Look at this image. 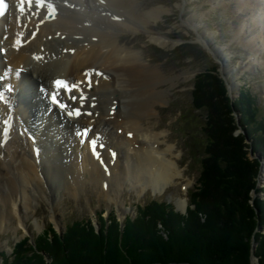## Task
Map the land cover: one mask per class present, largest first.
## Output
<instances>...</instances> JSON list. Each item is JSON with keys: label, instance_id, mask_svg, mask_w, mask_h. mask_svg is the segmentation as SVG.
Returning <instances> with one entry per match:
<instances>
[{"label": "bare ground", "instance_id": "obj_1", "mask_svg": "<svg viewBox=\"0 0 264 264\" xmlns=\"http://www.w3.org/2000/svg\"><path fill=\"white\" fill-rule=\"evenodd\" d=\"M10 1L11 9L0 21V87L12 84L11 97L24 109L11 101L0 111L3 120L16 119L9 142H0V231L8 220L27 222L29 209L39 199L57 206L55 189H61L60 182L77 195L89 176L94 186L108 187L107 196L124 185L160 193L179 185L183 172L175 160V147L162 139L164 133L146 126L165 99L162 84L173 78L146 63L133 49L136 45L121 44L128 33L146 30L149 23L163 18L162 8L145 12L139 0H50L58 13L47 20L46 6L40 9L34 3L20 12L13 5L18 0ZM149 34L161 47L175 45L170 37ZM203 43L210 48L209 40L204 38ZM214 53L222 60L220 53ZM224 69L236 90L232 76L236 70ZM58 78L77 85L70 94L61 91V96L67 111L79 109L82 115L69 116L49 104ZM22 80L27 92L19 87ZM37 94L41 102L36 101ZM115 104L117 109L111 112ZM127 108L130 112L125 115ZM39 111L44 112L41 118ZM87 111L93 114L87 116ZM90 126L89 139L98 138L105 145L98 160L77 135ZM185 203L178 206L177 201V206L184 210Z\"/></svg>", "mask_w": 264, "mask_h": 264}, {"label": "trees", "instance_id": "obj_2", "mask_svg": "<svg viewBox=\"0 0 264 264\" xmlns=\"http://www.w3.org/2000/svg\"><path fill=\"white\" fill-rule=\"evenodd\" d=\"M218 68L195 77L192 110L185 116V135L202 164L186 216L152 202L139 207L137 218H129L124 229L115 219L99 232L91 223L67 224L62 237L51 230L34 245L24 240L13 257L4 256V264H251L253 239L264 264V235L255 232L264 229V201L250 204L259 164L245 151L250 144L264 155V108L246 87L232 106ZM234 113L241 114L249 144L235 135Z\"/></svg>", "mask_w": 264, "mask_h": 264}, {"label": "rangeland", "instance_id": "obj_3", "mask_svg": "<svg viewBox=\"0 0 264 264\" xmlns=\"http://www.w3.org/2000/svg\"><path fill=\"white\" fill-rule=\"evenodd\" d=\"M139 4L145 12L162 8L163 18L149 23L150 26L148 24L147 28H143L146 30L140 29L139 35L134 34L140 31L128 33L121 44L128 43L129 48L136 45L133 49L146 63L158 67L168 79L173 78L171 82L162 84L165 99L157 107L153 117L146 120V126L164 133L162 139L175 147V160L183 172V176L178 179L179 185L173 184L161 191L162 193L155 192L151 187L142 191L124 185L121 189H111L110 195L107 196L101 186L93 185L89 176H86L87 180L77 195L60 182L61 189H55L58 205L54 206V212L47 200L39 199V203L33 204L29 209L27 222L20 224L16 219L7 221L0 231L1 254L6 252L11 255L16 243L26 236L33 239L34 236L41 235L49 224H53L52 227L62 236L66 223L76 221L86 223L87 220H92L100 230L104 225H113L115 219L121 227V223L125 224L130 217L137 218L138 206H144L154 200L167 203L176 211L186 212V208L182 210L178 206L184 199L188 200V192L193 190L201 175L200 157H194L195 153L185 135V115L187 110L192 108L194 81L199 73L214 65H219L224 75V66L231 73L236 70V75L232 76H236L237 89H231L234 103L246 85L258 95L264 107V0H139ZM149 32L170 37L175 45L171 43L168 47H161L151 41ZM204 38L209 40L212 52L220 53L222 60L207 51L203 43ZM183 45L194 46L181 50ZM129 112L128 108L124 110L125 115ZM240 116L238 113L233 114L238 129L235 135L245 137L243 142L249 144L245 129L238 123ZM162 145L167 146L165 143ZM245 151L249 160L259 164V171L254 180L255 188L250 193V204L254 205L256 199L264 201V155L250 144ZM186 184L190 185L188 192ZM185 207L188 208V203H185ZM99 220L102 224H99ZM158 227L160 233L166 236L164 227ZM255 232L264 235L263 228H257ZM258 251L259 243L253 239L251 264H261L260 257L257 256ZM43 257L51 262L48 254Z\"/></svg>", "mask_w": 264, "mask_h": 264}, {"label": "snow or ice", "instance_id": "obj_4", "mask_svg": "<svg viewBox=\"0 0 264 264\" xmlns=\"http://www.w3.org/2000/svg\"><path fill=\"white\" fill-rule=\"evenodd\" d=\"M21 3H23V0H21ZM27 3H28V6H29V10H30L31 9V5H32V0H27ZM0 5H2V0H0ZM40 6H42V0H37V7L39 8ZM19 11L20 12H24L25 9L23 7H21L19 9ZM0 14H2V7H0ZM55 85H56L57 89H64L68 93H71L72 90L77 87V85H69L66 81H61V80L55 81ZM9 91H11V89H9ZM69 98L72 99V100L76 99L75 96H71V95L69 96ZM51 99H52V102L54 104H56L61 109H64L65 111H67L68 106L63 104V103H61L59 101L58 96H57L56 93L52 94ZM80 99L81 100L84 99L83 95H81ZM3 101H5L4 93L0 92V102H3ZM67 115H69V116L77 115L78 116V115H80L79 109H75L73 111H67ZM88 131H89L88 129H85L83 131H78L77 135H80L82 138H87ZM2 139H3V133H2V130H0V142H2ZM82 142H83V139H82ZM90 144H91V147H92L93 151H95L96 140L95 139L91 140Z\"/></svg>", "mask_w": 264, "mask_h": 264}, {"label": "water", "instance_id": "obj_5", "mask_svg": "<svg viewBox=\"0 0 264 264\" xmlns=\"http://www.w3.org/2000/svg\"><path fill=\"white\" fill-rule=\"evenodd\" d=\"M219 73H220V76L222 77V79L226 82V84H227V86H228V90H229L228 92L230 93L232 106H234V98H233L232 95H231V89H230V87H229L228 82L226 81V78H225L224 75H223L222 69H220ZM238 123L240 124V122H238ZM151 264H163V263L156 262V263H151ZM167 264H192V263H189V262H181V263H179V262H172V263H167Z\"/></svg>", "mask_w": 264, "mask_h": 264}]
</instances>
